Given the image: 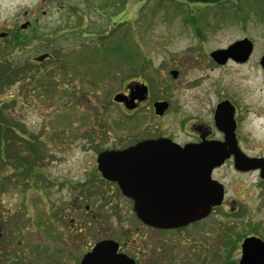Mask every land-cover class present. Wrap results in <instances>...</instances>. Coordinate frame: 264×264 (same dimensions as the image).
<instances>
[{
    "label": "rangeland",
    "instance_id": "374dc122",
    "mask_svg": "<svg viewBox=\"0 0 264 264\" xmlns=\"http://www.w3.org/2000/svg\"><path fill=\"white\" fill-rule=\"evenodd\" d=\"M25 22L31 26L15 37ZM0 33H6L0 38V125L9 129L0 137V216L7 222L17 201L22 216L32 212L40 177L73 176L80 167L84 177L91 175L98 148L87 136L94 125L105 127L99 144H121L156 129L176 132L185 111L200 114L220 91L227 96L228 85L222 86L233 73L212 69L207 50L248 38L255 54L240 67V92L264 93V78L254 72L264 52V0H0ZM171 71L179 73L176 79ZM134 82L148 85L150 102L123 117L112 99ZM156 101L167 102L169 113L151 121ZM76 141L84 153L72 146ZM228 172L220 170L225 180ZM27 187L33 190L24 199ZM99 198L86 195L84 204ZM117 205L122 225L134 232L123 199ZM46 259L38 253L35 262Z\"/></svg>",
    "mask_w": 264,
    "mask_h": 264
},
{
    "label": "flooded vegetation",
    "instance_id": "af4514ba",
    "mask_svg": "<svg viewBox=\"0 0 264 264\" xmlns=\"http://www.w3.org/2000/svg\"><path fill=\"white\" fill-rule=\"evenodd\" d=\"M21 26L25 28L15 30V37L28 30L31 24L25 22ZM0 35H3L0 36L2 39L6 33ZM229 46L207 50L205 54L212 69L232 71L233 76L230 77L233 79L226 81L227 84L223 85L225 82L218 80L222 87L232 83L225 88L227 96H223L224 91H220L210 107L201 109L200 114L197 110L185 111L176 121V132L170 131L171 129H156L148 137L139 134L136 137L130 136V139L121 144L101 145L99 143L104 136L105 127L94 125V134L88 131L90 134L87 140L89 146L98 149L93 154L95 170L89 177H84L80 167V171L73 176L65 172L55 180L45 175L38 182L35 180L34 191L38 198H32V212H25L22 216L21 204L16 200L13 219L7 222L0 216V264H36L38 253H43L47 258L42 264H80L93 247L103 241L116 243V253L125 256L133 264H264V93L254 96L255 94L240 92V67L253 60L254 45L245 61L228 58L223 63H218L211 58L213 51ZM263 56L264 52L254 60V72L264 78V68L261 66ZM175 72L177 78L179 73ZM136 84L143 83L134 82L115 94L122 96V103L112 100L123 117L132 118L134 112L150 102L149 87L143 84L146 94L134 99L133 109L126 108L125 103L133 95L136 97ZM153 103L151 121L169 113L165 110L161 116L156 115ZM82 130L84 138L85 129ZM159 139L166 142H159ZM228 140L233 142L232 150L225 145ZM79 142L72 143V146L84 153ZM83 142L84 140L81 144ZM170 144L178 148L187 145H217L226 151L228 157L220 167L211 172L212 181L222 186L223 196L221 203L211 207L208 214L200 220L181 227H154L135 217L132 212L134 200L124 197L115 182L102 177L97 170L96 161L102 152L135 148L132 150V160L154 162L158 158H164V153L176 148ZM233 151L239 161L237 169ZM240 158L244 164L240 165ZM142 167L145 168L146 165ZM149 168L158 170L159 166L152 163L146 167ZM223 168L229 169V180H225V176L220 173ZM147 174L148 172H144L143 176ZM145 182L144 187L141 186L144 193L152 191L154 186L161 189L164 185L163 180ZM32 190V187L23 189L22 197L26 199ZM229 190L232 191L231 195H228ZM86 195H101V198L85 205ZM118 199H123L124 207L128 209L134 232L122 225L117 209ZM18 200L21 201L22 198ZM23 207L27 206L23 204ZM253 212L259 213L258 218L253 219ZM229 219L235 220V224H230ZM132 234L135 237L129 240L128 237ZM38 242L42 245L37 244ZM245 242L249 246L244 251ZM22 244L28 245L25 252L21 251ZM244 252L250 256V260L246 262Z\"/></svg>",
    "mask_w": 264,
    "mask_h": 264
},
{
    "label": "water",
    "instance_id": "95a60500",
    "mask_svg": "<svg viewBox=\"0 0 264 264\" xmlns=\"http://www.w3.org/2000/svg\"><path fill=\"white\" fill-rule=\"evenodd\" d=\"M22 29L25 26L21 27ZM3 37V35H0ZM252 49V42L243 38L234 42L228 48L213 51L210 56L218 63H223L228 58L245 61ZM261 66L264 68V56L261 58ZM173 79L176 78L175 71L170 72ZM136 97L133 95L126 108L133 109V101L146 94L144 86H134ZM114 102L122 103L121 95L113 98ZM165 102L153 104L154 113L161 116L167 109ZM159 142L166 140L159 139ZM141 145V144H139ZM172 145V144H170ZM233 148V142L228 140L225 144ZM174 148L169 153H164V158H158L154 162L147 160H132V150L128 148L121 151H106L97 156V170L102 177L108 181L115 182L126 198H132L134 205L132 212L141 222L154 227H181L191 222L204 218L211 207L222 201L223 189L220 184L211 179L214 168L220 167L228 157L226 151L217 145L202 144L196 147L185 146ZM235 167L238 166V158L235 153ZM160 156V155H159ZM162 156V155H161ZM159 166L158 170L146 169L150 164ZM240 158V165L244 164ZM146 165L145 168L142 166ZM153 171V173H151ZM144 172H148L143 176ZM148 178V179H143ZM163 180V188L154 186L152 191L144 193L143 185L146 183ZM172 185H171V184ZM143 186V187H141ZM144 193V194H143ZM148 204V206L146 205ZM249 246L245 242V247ZM117 244L112 241H103L96 244L80 264H133L125 256L116 253ZM250 251L254 252L253 249ZM248 250V252H250ZM244 262L250 260V256L244 252ZM262 262V256L260 258Z\"/></svg>",
    "mask_w": 264,
    "mask_h": 264
},
{
    "label": "trees",
    "instance_id": "16d2710c",
    "mask_svg": "<svg viewBox=\"0 0 264 264\" xmlns=\"http://www.w3.org/2000/svg\"><path fill=\"white\" fill-rule=\"evenodd\" d=\"M188 1H191L192 3L213 4V3H217V2L225 1V0H188ZM0 121H4V120H2L0 118ZM6 128H8V127H6V126L4 127V126L0 125V131H1V129L4 130L3 132H0V137H1L2 133H3V135H4V133H6L5 130H9V129H6ZM29 144H32V143H28L27 146H30Z\"/></svg>",
    "mask_w": 264,
    "mask_h": 264
}]
</instances>
